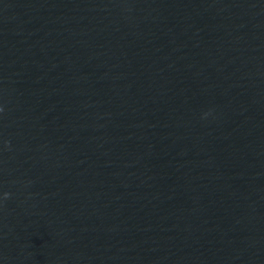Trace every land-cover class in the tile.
<instances>
[{
    "label": "water",
    "instance_id": "obj_1",
    "mask_svg": "<svg viewBox=\"0 0 264 264\" xmlns=\"http://www.w3.org/2000/svg\"><path fill=\"white\" fill-rule=\"evenodd\" d=\"M0 264H264V0H0Z\"/></svg>",
    "mask_w": 264,
    "mask_h": 264
}]
</instances>
